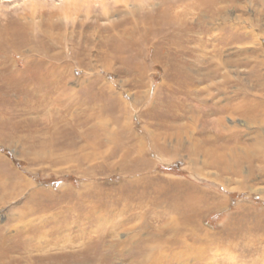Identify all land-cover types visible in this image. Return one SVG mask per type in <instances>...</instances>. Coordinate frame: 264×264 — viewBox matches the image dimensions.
<instances>
[{
	"label": "rangeland",
	"instance_id": "obj_1",
	"mask_svg": "<svg viewBox=\"0 0 264 264\" xmlns=\"http://www.w3.org/2000/svg\"><path fill=\"white\" fill-rule=\"evenodd\" d=\"M0 264H264V0H0Z\"/></svg>",
	"mask_w": 264,
	"mask_h": 264
},
{
	"label": "bare ground",
	"instance_id": "obj_2",
	"mask_svg": "<svg viewBox=\"0 0 264 264\" xmlns=\"http://www.w3.org/2000/svg\"><path fill=\"white\" fill-rule=\"evenodd\" d=\"M64 96H66V95H64ZM62 99H63V98H62ZM60 100H61V99H60ZM236 109H237V108H234V110H236ZM88 118H94V116H90V117H88ZM88 118H87V119H88ZM88 120H89V119H88ZM100 126H101V125H100ZM100 126H99V127H100ZM101 127H103V126H101Z\"/></svg>",
	"mask_w": 264,
	"mask_h": 264
}]
</instances>
